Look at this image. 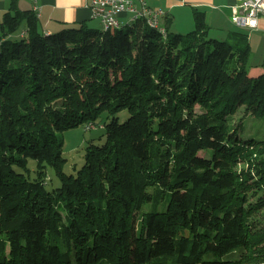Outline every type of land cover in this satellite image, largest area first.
<instances>
[{
    "label": "trees",
    "instance_id": "16d2710c",
    "mask_svg": "<svg viewBox=\"0 0 264 264\" xmlns=\"http://www.w3.org/2000/svg\"><path fill=\"white\" fill-rule=\"evenodd\" d=\"M194 19L186 35L146 18L47 34L11 1L0 21V264H264V139L229 127L241 108L264 117V72L250 74L247 33L212 39L205 13ZM100 119L105 141L65 173L57 133ZM47 165L61 183L52 190Z\"/></svg>",
    "mask_w": 264,
    "mask_h": 264
},
{
    "label": "crops",
    "instance_id": "0c3cea01",
    "mask_svg": "<svg viewBox=\"0 0 264 264\" xmlns=\"http://www.w3.org/2000/svg\"><path fill=\"white\" fill-rule=\"evenodd\" d=\"M12 0H0V21L4 13L10 7ZM92 0H17L21 10H34L40 19L41 29L44 33L58 32L66 27H76L82 22L94 23L98 19L92 15L90 3ZM136 4L145 3L147 7L165 12L164 21H177L178 14H185V20L192 21L194 10L205 13L209 27L217 29L226 40L231 39L235 32H244L249 36L251 47L248 64L251 67L250 74L257 76L264 72V61L260 62L257 55L264 56V19H261L256 29L237 26L232 22V8L236 0H134ZM130 13L119 14V22L124 26L130 22ZM191 19V20H190ZM99 21V20H98ZM103 26V23H101ZM234 27V29H233ZM253 56V57H252ZM252 58V61H250Z\"/></svg>",
    "mask_w": 264,
    "mask_h": 264
},
{
    "label": "rangeland",
    "instance_id": "374dc122",
    "mask_svg": "<svg viewBox=\"0 0 264 264\" xmlns=\"http://www.w3.org/2000/svg\"><path fill=\"white\" fill-rule=\"evenodd\" d=\"M178 16L179 19L177 21L172 20L170 25L168 26L170 32L186 35L195 29L194 16H192V21H190V23H192L190 25L188 23L189 19L185 20V14L180 12ZM96 19H98L99 21L97 20L94 23H90L89 26L93 29H103L104 27L101 26L102 20L100 18ZM163 19L164 17L161 20L162 22L164 21ZM163 26H165L164 23ZM210 38L226 40V36H223V34H221L217 29H211ZM228 41H230V39ZM257 59L258 61L262 62L264 61V56L257 55ZM250 61H252V58ZM130 115L131 114L128 110H123L118 114V117L121 122H124L130 117ZM98 122L101 124L96 125V127L89 130L87 129V125H83L79 128H74L62 133H57V136L64 142L63 156L67 160V163L64 167L65 173L76 175L77 171L85 163L87 147L91 143L100 145L105 141V130L102 128L103 121L102 119H100ZM229 127L233 131L237 129L238 136L243 140L264 139V117H258L251 114L245 115L243 108H241L235 115H231L229 117ZM208 152L209 151H204V153H201V155H208ZM34 166L35 163L31 161V169H33ZM46 172L49 179L51 180L49 185H47V189L52 190L59 187L61 183L56 176L54 168L50 165H47Z\"/></svg>",
    "mask_w": 264,
    "mask_h": 264
},
{
    "label": "built area",
    "instance_id": "2783aa9c",
    "mask_svg": "<svg viewBox=\"0 0 264 264\" xmlns=\"http://www.w3.org/2000/svg\"><path fill=\"white\" fill-rule=\"evenodd\" d=\"M94 18H100L103 26L120 24L119 14L130 13L135 21L138 18H146L152 25L162 26V18L165 12L154 10L143 4H136L134 0H92L90 3ZM232 22L237 26L256 29L261 19H264V0H236L232 8Z\"/></svg>",
    "mask_w": 264,
    "mask_h": 264
},
{
    "label": "bare ground",
    "instance_id": "6f19581e",
    "mask_svg": "<svg viewBox=\"0 0 264 264\" xmlns=\"http://www.w3.org/2000/svg\"><path fill=\"white\" fill-rule=\"evenodd\" d=\"M134 21H130L128 24H131ZM149 24V26L153 27V28H157L158 30H160V32H162L164 35H166V30H164L162 28V26H156V25H152L151 22H147ZM110 27H121V24H112L111 26H104V29H108Z\"/></svg>",
    "mask_w": 264,
    "mask_h": 264
}]
</instances>
